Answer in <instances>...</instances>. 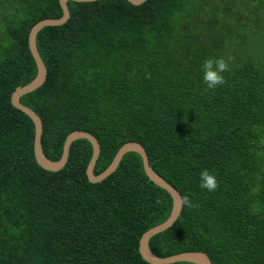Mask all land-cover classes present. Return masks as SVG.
Here are the masks:
<instances>
[{"label":"trees","instance_id":"trees-1","mask_svg":"<svg viewBox=\"0 0 264 264\" xmlns=\"http://www.w3.org/2000/svg\"><path fill=\"white\" fill-rule=\"evenodd\" d=\"M218 5L233 25L201 30ZM68 20L46 26L36 46L44 83L20 97L42 121L44 154L59 159L66 135L93 134L94 173L118 148L140 142L152 168L181 197L176 221L152 236L160 257L206 252L212 264H264V0L68 1ZM62 14L58 0H0V264H150L143 232L164 221L171 197L145 175L136 152L91 183L92 147L74 140L58 171L33 155L32 120L10 102L31 81L32 25ZM231 57L225 84L207 89L201 64ZM219 187H199L200 172ZM170 264H193L175 262Z\"/></svg>","mask_w":264,"mask_h":264},{"label":"water","instance_id":"water-1","mask_svg":"<svg viewBox=\"0 0 264 264\" xmlns=\"http://www.w3.org/2000/svg\"><path fill=\"white\" fill-rule=\"evenodd\" d=\"M62 10V14L58 18H43L37 21L29 30L28 33V47L36 65V75L28 83L16 88L10 96L11 104L24 112L33 122L34 125V139H33V155L36 163L43 169L48 171H58L66 164L69 155V148L71 143L77 139H87L92 147L91 157L86 166V176L89 182H100L109 176L118 167L122 156L127 152H136L141 157L142 167L147 178L161 187L171 197V210L169 216L161 223L147 229L139 238L138 250L141 257L150 264H170L175 262H188L193 264H212L209 256L204 251L191 250L183 251L165 257H160L154 254L149 246V240L152 236L169 228L177 219L182 208V197L179 191L161 177L150 165L147 153L144 146L138 141H127L123 143L116 151L109 165L100 173H94L95 162L100 152V145L97 138L88 131L75 129L69 132L63 143L62 152L57 160L48 158L42 149L41 134H42V121L39 115L30 107L20 102V97L28 92L39 88L46 79L47 69L38 52L36 46L37 33L46 26H57L65 23L69 18V9L67 6L68 1L89 2L95 0H58ZM128 2L138 5L145 0H127ZM264 196V187H263Z\"/></svg>","mask_w":264,"mask_h":264},{"label":"clouds","instance_id":"clouds-1","mask_svg":"<svg viewBox=\"0 0 264 264\" xmlns=\"http://www.w3.org/2000/svg\"><path fill=\"white\" fill-rule=\"evenodd\" d=\"M231 57L224 56L208 57L201 64L202 80L207 89L215 90L217 87L225 84L224 73L230 71ZM199 187L206 189L208 192H214L219 187L215 173L209 169H203L200 172ZM182 204L188 208H196L198 205L194 203L189 196L182 197Z\"/></svg>","mask_w":264,"mask_h":264},{"label":"rangeland","instance_id":"rangeland-1","mask_svg":"<svg viewBox=\"0 0 264 264\" xmlns=\"http://www.w3.org/2000/svg\"><path fill=\"white\" fill-rule=\"evenodd\" d=\"M225 6L218 5L217 7L213 8L209 13L211 14L210 17L206 18L205 21L210 20L209 24L206 25L204 22L200 25L201 30H203L209 39L214 38L217 39V41L220 39V37H217L215 35V32L223 30L224 26H230L233 25L232 22H228L221 12L223 11Z\"/></svg>","mask_w":264,"mask_h":264}]
</instances>
